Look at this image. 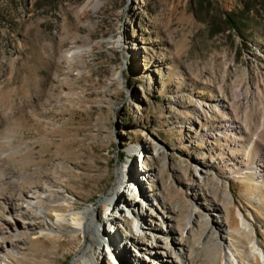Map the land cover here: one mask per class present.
<instances>
[{
    "label": "rangeland",
    "instance_id": "rangeland-1",
    "mask_svg": "<svg viewBox=\"0 0 264 264\" xmlns=\"http://www.w3.org/2000/svg\"><path fill=\"white\" fill-rule=\"evenodd\" d=\"M0 15V242L26 196L44 213L0 264H87L97 247L54 221L91 207L118 218L101 239L110 231L128 264H158L124 241L148 231L132 211L165 259L182 247L190 264H224L230 246L235 263L264 264L248 242L264 248V17L241 38L210 35L188 0H0ZM120 172L139 182L120 189L136 207L122 220L104 203ZM207 221L228 229L218 246Z\"/></svg>",
    "mask_w": 264,
    "mask_h": 264
},
{
    "label": "bare ground",
    "instance_id": "bare-ground-1",
    "mask_svg": "<svg viewBox=\"0 0 264 264\" xmlns=\"http://www.w3.org/2000/svg\"><path fill=\"white\" fill-rule=\"evenodd\" d=\"M130 166L125 165L123 167L124 172H129L130 171ZM128 184V187L132 188L135 187V185H139V182L137 180V177L134 176L133 174L129 176V179L126 181L121 172L118 173V178L117 182L115 185V188L112 190V192L109 195L108 200H104L105 202H110L114 203L115 209L122 211V215L120 214L121 220L126 217V213L124 212L123 209H121L122 205H129L130 208H133L135 210V205L134 202L129 201L122 197L120 195V189L124 184ZM37 196L35 193H32L31 195H28L25 197V200L23 203H21L19 206L15 205L14 208L11 209V215L7 216L5 218V229L7 230L6 232L10 234L8 236L7 240L5 239L4 241L0 242V261H1V255L2 251L5 250H12V247L15 243V239L17 236L23 233V231H31L32 229L28 228L31 226L33 223L32 221L35 218H39L41 215L44 216L43 210L41 207H35L37 205ZM35 207V210H32V207ZM135 212V213H134ZM132 211V214L134 218L137 219V221H141L140 223V229L145 228L148 231L152 232L153 234L149 233L146 231L145 233V241L140 242L139 239L134 238V237H125L124 241L128 242L130 246L134 247L137 252H139L142 255H146L155 259H158V264H190L187 261L186 258V249L182 247H174L171 250L167 251V257L166 259L164 258L165 256H159L157 252L156 246L159 243V235L155 231L154 228L150 226V224H147L143 222L142 220V213L140 211ZM163 215L166 214L165 210L162 209ZM239 217V222L240 224L244 227V235L248 236H253L254 231L249 227V225L246 223L244 218L238 214ZM194 214L190 217V220L188 222L189 229L192 227L193 221H194ZM216 223L219 224L221 221L219 219L223 218V215L221 213L215 215ZM118 218L113 215V214H107V217L102 218L99 220L96 219V209L95 208H85L82 211H70L69 213L65 214H55V221L54 224L61 225L63 223L68 224L74 231L76 232H81L86 239H90L91 243L97 247V251L93 254H87L86 250L88 247L84 248V253H83V259L87 264H97L99 261L106 256H110L111 253H113L116 257L117 260L121 261L123 264H128L126 253L120 248V245L117 242V238H112L109 237V232L107 229L104 228L103 230V236L104 240L101 239V225L103 224V221L107 220V222L114 227L117 226V220ZM228 221V218L224 216L222 220V224H226L225 222ZM102 223V224H101ZM99 227L96 229V227ZM94 228V229H93ZM42 230H40V233ZM148 232V233H147ZM163 232V230H162ZM228 232V229L225 227V225H220L215 232L212 229V226L209 225V222H205L204 227L201 229L200 234L201 235H208L212 237V241L215 243V246H218V244L221 242V234ZM172 235L171 231H167L166 235ZM224 239H228L227 237H223ZM222 238V239H223ZM251 238V237H250ZM211 240V239H210ZM249 245L251 247L252 251V256L256 257L258 256L259 260H261L264 263V248H259L257 245V242L255 239H250ZM10 247V248H8ZM229 252L230 255L227 256V259L224 264H237L235 263L236 259V253L232 251L231 247L229 246L226 248ZM225 249V250H226ZM211 264V263H209ZM239 264V263H238Z\"/></svg>",
    "mask_w": 264,
    "mask_h": 264
},
{
    "label": "trees",
    "instance_id": "trees-1",
    "mask_svg": "<svg viewBox=\"0 0 264 264\" xmlns=\"http://www.w3.org/2000/svg\"><path fill=\"white\" fill-rule=\"evenodd\" d=\"M221 1L188 0V7L205 24L210 35L226 31L241 38L253 35V22L264 17V0H236V6L228 11L221 8Z\"/></svg>",
    "mask_w": 264,
    "mask_h": 264
}]
</instances>
